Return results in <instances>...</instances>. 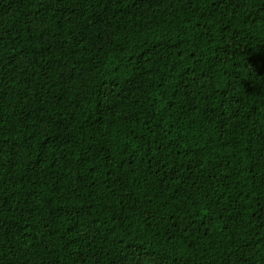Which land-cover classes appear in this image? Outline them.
Segmentation results:
<instances>
[{"label":"trees","instance_id":"16d2710c","mask_svg":"<svg viewBox=\"0 0 264 264\" xmlns=\"http://www.w3.org/2000/svg\"><path fill=\"white\" fill-rule=\"evenodd\" d=\"M0 264H264V0H0Z\"/></svg>","mask_w":264,"mask_h":264}]
</instances>
